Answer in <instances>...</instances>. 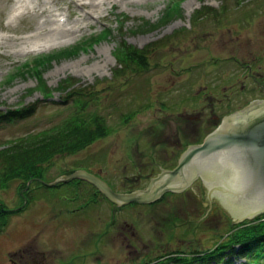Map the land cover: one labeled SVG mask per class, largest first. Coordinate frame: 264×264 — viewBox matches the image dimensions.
Wrapping results in <instances>:
<instances>
[{"label":"rangeland","instance_id":"374dc122","mask_svg":"<svg viewBox=\"0 0 264 264\" xmlns=\"http://www.w3.org/2000/svg\"><path fill=\"white\" fill-rule=\"evenodd\" d=\"M20 3L28 13L13 17ZM45 3L50 14L40 13L35 0H0V113L32 109L16 119L0 118V142L66 116L72 103L62 104L65 93L57 89L65 79L95 93L89 108L104 116L111 131L75 152L55 154L27 180L16 176L0 184V264L17 260L28 247L44 252L51 264H146L171 253L212 250L232 218L215 201L197 203V184L155 203L115 206L96 198L84 180L44 183L82 169L113 190L140 188L157 172L154 162L172 161L185 142L212 129V115L220 121L264 97V0H116L102 5L100 18H90L72 39L17 45L47 16L68 26L79 12L68 0ZM171 3L176 11L168 10ZM121 41L146 50L143 68L132 64L117 72ZM55 51L65 53L40 69L53 89L45 99L33 74L16 68ZM228 251L204 264H254Z\"/></svg>","mask_w":264,"mask_h":264},{"label":"trees","instance_id":"16d2710c","mask_svg":"<svg viewBox=\"0 0 264 264\" xmlns=\"http://www.w3.org/2000/svg\"><path fill=\"white\" fill-rule=\"evenodd\" d=\"M167 8L169 11L176 9L172 3ZM206 11L217 10L207 8ZM144 22V25L148 24L147 21ZM120 25L122 27V23ZM117 45L116 58L120 68L117 72L127 69L128 65L133 69L132 64L138 67L141 66V68L145 66L146 50L144 48L127 45L124 41ZM73 50L75 51L74 47L71 51ZM63 53L65 52L55 51L39 55L33 59L31 64L29 62L25 63L23 67H17L16 73H27L29 70L39 82V86L35 90L39 91L43 98L48 99L52 97L53 89L45 85L40 69L53 60L54 57H58ZM23 68H25L24 71H22ZM75 84V79H65L57 85V89L65 93L61 101L62 104L71 101L72 107L74 106L73 109L70 108L66 116L47 127L27 131L0 142V184L6 183L16 176H22L24 180H27L31 176L37 175L43 163L48 162L55 154L75 152L85 146L86 143L111 131L104 116L89 108L90 101L96 97L95 93L83 86H75ZM31 111L32 109L27 107L14 111L8 110L4 114L3 112L0 113V118H5L8 121L29 114ZM131 116L132 114H128L123 120L126 121ZM219 237L220 240L212 250L196 252V254L190 252L191 255L190 253H181V256L175 255L174 257H171V253L159 256L156 260L146 262V264H163L167 260L173 262L178 260L183 264H192L195 261L204 264L209 258L222 257L226 249L232 254H242L251 263H258L264 256V214L241 223H232L228 230ZM229 261L228 258L223 259L222 262Z\"/></svg>","mask_w":264,"mask_h":264},{"label":"water","instance_id":"95a60500","mask_svg":"<svg viewBox=\"0 0 264 264\" xmlns=\"http://www.w3.org/2000/svg\"><path fill=\"white\" fill-rule=\"evenodd\" d=\"M179 173L183 174L182 180ZM197 174L204 177L212 193L217 195L227 210L221 206L223 213L230 214L235 222L264 212V100L249 113L226 114L200 144L183 152L172 170H163L144 188L114 191L103 179L82 169L61 175L49 183L39 181L56 185L82 179L95 186L111 202L125 205L151 203L165 191H179Z\"/></svg>","mask_w":264,"mask_h":264},{"label":"bare ground","instance_id":"6f19581e","mask_svg":"<svg viewBox=\"0 0 264 264\" xmlns=\"http://www.w3.org/2000/svg\"><path fill=\"white\" fill-rule=\"evenodd\" d=\"M45 1L50 2L52 0H35V3L37 6L40 7V13L42 12L50 14L51 10L49 7H45ZM115 1L116 0H68L69 6H75L79 11L76 18L71 20L68 26V23H62L61 20L51 18V16L49 15L45 19H43L42 22L37 23L35 27L30 31V33L17 38L18 41L16 42V44L18 45L19 43L21 44L30 42L37 44L40 42L61 41L69 38L72 39L77 35V33L81 30L83 26L91 23L90 18H100V8L102 5L106 3L112 4ZM124 1L138 2L140 0ZM26 8L27 7L24 3H20L18 6H14L12 8L11 14L13 17H17L18 14L22 12L26 14L28 13V11H25ZM36 13L37 12H33L34 15ZM17 39L13 40L12 38L10 41L15 42V40Z\"/></svg>","mask_w":264,"mask_h":264},{"label":"flooded vegetation","instance_id":"af4514ba","mask_svg":"<svg viewBox=\"0 0 264 264\" xmlns=\"http://www.w3.org/2000/svg\"><path fill=\"white\" fill-rule=\"evenodd\" d=\"M263 90H264V87H263ZM264 100V97L262 98H254L252 99V101H250L248 104H246L242 109H235L231 112H227L226 114L230 115V114H233L235 112H238V111H244L245 113H249L251 112L255 107L259 106L260 102ZM226 114H224L222 116V118L224 116H226ZM212 118L215 119L214 123L215 125L212 127V129L208 132H206L199 140H194V141H190V142H185L183 147H181L179 153L177 154L176 158H173L172 161H170L169 159H165L162 163H158L159 161H156L154 162L156 164V167H157V172H155V174L151 177H155L157 176L159 173H161L163 170H172L178 163V160L180 158V156L183 154V152L185 150L188 149V147L192 146V145H198L200 144L203 139L205 138V136L210 133L212 130H214L220 123H221V120L222 118L220 119L219 121V116L218 115H215L213 116L212 115ZM242 118V116L240 117ZM241 120V119H240ZM219 121V123H218ZM240 122V121H239ZM211 123V124H212ZM218 123V124H216ZM241 123V122H240ZM239 123V124H240ZM245 155V154H244ZM168 160V161H167ZM96 174V173H95ZM179 179L182 180V177H183V174L179 173L178 175ZM150 178V179H151ZM149 179V181H150ZM148 181V182H149ZM199 183V184H198ZM148 184V183H147ZM146 184V185H147ZM197 184V190L194 192L192 191V197L196 200V202L198 203H203L204 200L203 199H207V201H209L208 204H213V205H216L214 204V200H216L218 202V204L220 206H222V204L220 203V200L219 198L217 197L216 194L212 193V190H211V187L207 184L206 180L204 179V177L201 175V174H197L195 175L189 182H187V184H185L184 188L181 189V190H169V191H165L157 200L153 201L152 203H155V202H158L160 201V199L163 197V196H173V195H180V194H183L185 193L188 189H190L193 185H196ZM91 185V184H90ZM146 185L142 186V187H145ZM93 186V185H91ZM199 186V187H198ZM140 187V188H142ZM93 194L96 196H100V197H103L105 200H107V198L102 195L94 186H93ZM139 188V187H138ZM136 188V189H138ZM211 190V191H210ZM197 191L199 192V194H197ZM183 198V201H185V199L187 198L186 197V194L180 196ZM96 201V200H95ZM173 202V201H172ZM180 202V204H183L184 202L182 201H178ZM112 203V202H110ZM174 203V202H173ZM200 203V204H201ZM207 204V206H208ZM112 205H115V206H120V205H116L115 203H112ZM172 205V204H171ZM83 207V205L81 206ZM222 208H224L222 206ZM225 209V208H224ZM226 210V209H225ZM227 211V210H226ZM229 214V213H228ZM229 216H231L229 214ZM232 217V216H231ZM182 225H184L183 222H181ZM24 252L22 251V253H18V259L17 260H14L13 258H9V261H10V264H51L52 260H49L44 252L42 253L41 251L37 250L35 253L31 251V249L28 247L27 251L23 254ZM56 256H54L53 258H55ZM60 260V259H58ZM51 261V262H50Z\"/></svg>","mask_w":264,"mask_h":264}]
</instances>
